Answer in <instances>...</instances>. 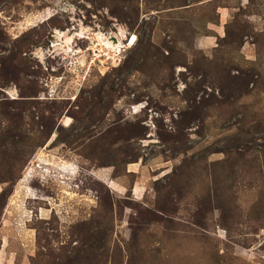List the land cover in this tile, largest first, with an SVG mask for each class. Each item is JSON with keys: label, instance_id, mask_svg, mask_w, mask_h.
<instances>
[{"label": "rangeland", "instance_id": "1", "mask_svg": "<svg viewBox=\"0 0 264 264\" xmlns=\"http://www.w3.org/2000/svg\"><path fill=\"white\" fill-rule=\"evenodd\" d=\"M0 264H264V0H0Z\"/></svg>", "mask_w": 264, "mask_h": 264}, {"label": "bare ground", "instance_id": "2", "mask_svg": "<svg viewBox=\"0 0 264 264\" xmlns=\"http://www.w3.org/2000/svg\"><path fill=\"white\" fill-rule=\"evenodd\" d=\"M103 39V38H102ZM71 40V39H70ZM102 42V41H101ZM135 42V36H132L130 39V44H133ZM103 45L107 48V49H113L114 46L112 44H110V42H104Z\"/></svg>", "mask_w": 264, "mask_h": 264}]
</instances>
